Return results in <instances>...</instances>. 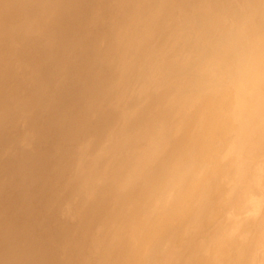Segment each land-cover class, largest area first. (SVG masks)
Here are the masks:
<instances>
[{
	"label": "rangeland",
	"instance_id": "1",
	"mask_svg": "<svg viewBox=\"0 0 264 264\" xmlns=\"http://www.w3.org/2000/svg\"><path fill=\"white\" fill-rule=\"evenodd\" d=\"M14 1H12V0H6L5 1L4 0V1H2V3H0V5H3V7H5L6 13L8 14V16L4 17V21L2 23H0V264H80V263L91 264V261L93 263H95L96 262L95 256L98 257V253L95 251L92 254L91 250L90 251L88 250L89 244L86 242V240H87L86 237L92 238V236L87 233V230H85L84 234H80V235L76 234L74 237L71 236L72 232H70V229L74 226L75 219H76L75 209H74L73 205L76 207V205L78 203L77 202L78 200L75 198L76 200L74 201V197L70 196V194H72L74 196L75 193H77L80 189H82L81 186H83L84 184L83 185H80V184H82L83 180L86 178L87 179L90 178V176L92 177V174L94 173V172L93 173L91 172V175H90L91 170L89 171V170H86V168L85 169L82 168L83 171H85V173L87 171V173H86L87 175L84 174V177H82V173H84V172H82V169H81V171H78L79 167H77V166H79V163H78L79 157L78 156L80 154V148L76 147V146H79L76 144V141L77 142L79 141V132L81 133L83 129H84L83 132H86V133H81L82 136H80V140L85 138V136L87 135V131L85 130V125L83 124L85 122H84V120L82 121V119L86 118V116H85L86 111H85V107H84L85 104L84 103H86L85 99L87 101V99L90 100V98L92 97V95L90 94L91 93L90 90L89 89L87 90V88H90L91 83L94 86V84L96 82L95 79L93 80V77H91L92 75L90 73H92V72L90 70H94L96 66H99V65H97L99 59L98 58L95 59V57L96 56L98 57L97 54H99V47H101V44H99V43H101V42H99V40H97L98 34L95 33L96 31L98 32V29L97 30L95 29L97 26H95V22H93V21H92L93 23L91 22V20H92L91 17H93L94 15L91 14L93 12L91 11L92 6H90V5H92L91 3L93 0H91V3L89 2L90 0L89 1L88 0H79L80 4L77 3L78 0L77 1L76 0H74V1L69 0L71 3L68 0H14ZM63 1H64V3H63ZM67 1H68V3H67ZM87 2L90 4H88ZM187 2L190 4V7H189V9L188 8H186V9L189 11V13L191 15L188 17L189 19L184 18V21L179 20L180 19L179 16H185V15H181L180 12L177 13V11H175V10L178 6L184 5L183 3L186 4ZM212 2H214V3H212ZM165 3H166V5H165L166 8H169V9L165 10V11L161 10V13L159 14V19L156 21V24L154 25L155 28L157 29V31L155 32V35L152 37L153 39L150 42L151 44L150 43H149V45L147 44L146 47L144 48L145 50L142 49V50H139L138 52L135 53L134 58H135L136 62L147 63V65L143 69V73H145L147 70L150 69L151 71L153 70L152 73H154V76H159L162 73V71H164L163 67L165 68V71H167L169 73H171L174 70L184 72L185 74H182L181 76H179L178 79L179 80L181 79V81H185V77H188L187 80H190V81L193 80L191 85L184 86L185 84L183 85L181 82H179V86L183 85V87H177V83L174 80H172V82L170 84H169V80H168L166 86L164 87V88H167V86H170L172 84L171 88L168 87L167 89L175 88L176 94H177L179 100L180 99L182 100L183 98L188 100V96L190 97V96L198 94L202 91L209 90V91H206V93L208 95H211V99L208 98V97H210L208 95H207V99H210L211 102L212 101L215 102L216 98L218 100L220 99V96H218V94L214 93V91L216 90L215 92H217V91L220 92V95L224 91V93H223L224 95L222 96V99H224V100L227 99V101L225 100L226 101L225 102L222 99H220L219 102L212 105L213 112L211 115V121L209 123L210 125L209 124L207 125L206 130L208 132H206L205 140H203V143L200 146L201 151H199V146L196 148H193V147L190 148V146L189 147L185 146L186 138L188 135V133H185V132L190 130L189 127L179 126V128L178 127L175 128L177 130L175 132H173L175 129L169 130V132L167 134L168 137L166 136L167 140H165V138H164L163 142L159 141L160 146H158L159 144H157L158 141L156 142L153 139V137H156V136H152L146 132L148 135H150L149 138H152V139H149V140H151V145L149 146L150 151L155 153L152 162L150 161L151 164L148 163V165H150V166L152 165L151 168H155L154 170H156V167H157L158 168L157 170L159 172H157L158 174L156 173L157 170L153 172V170L149 169L150 166H148L149 167L148 171H152V173L154 174L155 177L152 175V177L150 176L149 178H147L146 174L147 173L152 174V173L151 172H145L146 177L144 176V179L146 180V183H145L146 185L145 186L141 185L142 186V189H141L140 188L141 186L139 183L142 184V182H141L142 180H141V178L139 179V177H138L136 179L137 180L139 179V181L140 180L141 181L139 182L136 179H134L136 182L133 184V186L135 185L133 188L136 187V184H138L140 186L139 187L137 185V188H135V189L138 190L140 188V190H143L142 193L145 194L146 198L150 201V208H154V206L157 205L156 202L164 196H165L164 197V200H165L167 198L166 195H168L167 193H169L170 191H172V193L170 192L171 197L173 196V194L175 192H176V195H178L180 192V195H178V197H180L181 195H185L186 197L189 196V197H187V201L185 200L183 202V204H185V205L182 207L183 209L181 208L182 214L180 213L181 210L179 213H175V214L171 213V215H169L167 218L165 217L167 219L168 223L166 224L167 221H165L166 220L165 219L164 220L165 222L163 224H162V222L160 224H158V227L159 228L162 227L161 226V224H162L163 226L166 225L169 229V230L166 229L167 232H169L168 233L169 235H167L169 237H167L168 239L165 241V244H167V246H168L169 243H167V242H170V240L173 241V244L171 243L172 242L171 241L170 242L171 245H169V247L166 246L167 249L170 250V251H168V253L172 254V252L175 250V248L178 247V249H179V245H180V247L181 246L184 247V250L187 251V256H185L184 258L187 259V257L189 256V253L191 256H193V254H191V253L194 252V253H196V257L194 259L193 264H206L207 261H209V257H210V255L207 256V253L205 252L207 249L206 242L207 241L209 242L208 238L211 239L209 234H211V232L214 231L213 230L214 226L217 227L219 222L223 221L224 215L226 216L228 213L234 212V216H232L231 219H229L227 217V220L226 219L225 220L227 223L228 222L231 223V221H234V222L238 221L240 223L239 229L241 227H242L241 229H245L243 227H247V226L249 227L250 225H251L250 229H253V225H252L253 223L252 222L259 215L257 213V214H254L253 216H250V215L246 216V213H243V208H241V207H244V209H245V207H247L253 200H255V198L260 199V198H262V196L264 194V140H263L264 138L263 139L261 138L259 141L258 140L259 138L256 137L258 143L253 142L255 139L253 140L250 136L251 135V125L249 126L248 129L245 127L246 123L250 122V120H252L253 113L255 112V110L253 108L254 97L250 93V92H252V90L254 88V81H253L252 77L250 76L251 71H249V68H250V64L255 63V55L257 56V54H256L257 51H256V47L254 45L251 46L250 43L243 42V41L235 43L233 41V38L230 37L231 35H230V31L228 30V26H230V27L234 26L236 24L238 17H240L239 7H238V5L236 6V4L232 0H172V1L167 0V1H165ZM172 3H174V4L172 5ZM84 4H85V7H87L89 5L90 6L89 10L91 11L90 12V11L86 10V12H84L86 15H84V13H83V10L86 9L84 7ZM63 5H65L64 7L67 6L66 7L67 9L65 8L66 12L64 11L65 13L68 12L67 10H69V13H72L70 10H73V12L75 10L74 13L76 14V12H77L76 16H75V14L74 15L72 14V16H69V18H68V16L65 17V15H67L68 13L65 14L63 12V8H64V7H62ZM79 5H80V7H76V9H77V11H76V9L73 8V6H79ZM212 5L218 6V10L220 11V13H218L217 16H214V15L210 16ZM263 6H262V8H264ZM68 7H69V9H68ZM70 7H72V8H70ZM223 9L225 11H227L229 14L227 15L226 13H223V11H224ZM256 10L260 13V9L259 10L255 9V11ZM263 11H264V9H262V12ZM79 12L81 14L80 17L83 15L85 19H86L85 16H87V13H88V15L90 14L88 16V18L90 17V19L85 20V19H83V17H81V18L78 17ZM258 12H257L256 17L254 16L255 19L253 17H251L252 15L250 17L254 23L256 20L257 23L259 24V26L257 28V32H261V31L263 32L264 31V29H263L264 28V22H263L264 18H261V17H264V16H262V15H264L263 14L264 12L262 13V15L260 13L261 17L258 14ZM62 13H64L65 15H62ZM63 16H64V18H63ZM244 16L246 18L247 15H244ZM70 17H72V18H70ZM76 17L79 18V20H82V21L84 20V22L83 23H82V21L79 22V20ZM62 18L63 19L67 18L68 20L66 19V21H64ZM247 19H249V17ZM261 19H263V20L261 21ZM73 20L75 22H71ZM85 21H87V22L85 23ZM181 21L184 23H182ZM205 21L207 23L209 22V26L212 27L215 25L216 27L219 28V30L213 32V34H210L208 36L205 32V25H206V24H204ZM89 22L91 23V25ZM64 23H66V24H64ZM71 23L73 24V26ZM74 23H77V25H78V23H82L81 25L84 27L80 26V24L78 25V27L77 26L74 27V25H76ZM260 24H262V25L260 26ZM64 25H69V26H67L69 30H70V28L73 29L72 27H74V29L81 27L80 29H78V30L75 29V30H77L78 32H80L82 30L81 34L83 36L78 35L80 33L76 34L77 31H75L74 29L71 30L72 32L68 31V29ZM87 25L89 27H91L93 25L95 28L94 27H92V28L87 27V28H89V30H90L89 31L88 29L85 28ZM225 25L227 26V29H225ZM44 26H45V28H44ZM48 26H51V27H48ZM149 27L150 26L147 24L140 25L138 33L145 35L146 32H149L148 31ZM83 29H85V31L87 30L85 32V33L88 32L87 35H84L85 33H83V31H84ZM158 29H160L161 31ZM233 29H235V28H233ZM93 30H95V31H93ZM63 31H65V34L67 33L68 37H64ZM177 31H178V33H177ZM90 32L95 33V35L93 34L94 37L91 36L92 34ZM250 34H251V37H252V34L257 37V35H255V33H250ZM78 36H80V37H78ZM96 36H97V38H96ZM85 37H87L89 41H87V38H85ZM69 38H71V39H69ZM64 39H66V40H64ZM67 39L70 41L68 42ZM80 39L82 40L83 43L81 42ZM94 39L97 41H95ZM35 42H36V44H35ZM85 42L87 44H89L88 47H86L87 44ZM96 42H98V43H96ZM75 43H77V44H75ZM234 43H235V45H234ZM90 44L92 45V47H90L91 46ZM95 44H97V45L94 46ZM74 45H76V47H74ZM82 45H84V49H81V48H83ZM230 46L232 47V49L230 48ZM85 47H86V49H85ZM240 47H241V53L239 52ZM251 48H253V49H251ZM89 49H91V50H89ZM94 49H96L95 51H97V54L94 51ZM81 50H84V51H81ZM85 50H89L90 52L85 51ZM165 50L166 51L168 50L167 53ZM91 52H92V54H91ZM235 52L239 53L240 56H244V58L241 60L238 57H235L236 56ZM77 53L80 54L81 56L78 55ZM84 53H86V54L88 53L89 55H91L90 57L88 55V59L85 58L87 61L82 60L83 56L87 57V55L85 56ZM172 53H174L173 55H175V54L176 55L173 56ZM93 54L95 55V57ZM67 55H68V57H67ZM73 55L74 56L76 55L77 57H74ZM78 56L81 57L80 60L78 59L79 58ZM69 57H71V58L69 59ZM91 57H92L93 61H92ZM89 58L93 63L89 62L90 61ZM67 59H69L70 61L72 60L73 62L72 61L67 62ZM94 61H95V63H94ZM78 62H79V64H82V65L79 66ZM65 63H67V65ZM68 64H69V68L71 66L70 69L67 68ZM167 66H169V67H167ZM81 67H82V69H84L83 72L81 70ZM90 67H93V69H90ZM242 68H243V70L246 69V71H244V73L247 72L246 73L247 75L239 72V71L243 72ZM87 69H90V70H87ZM70 70H71V73H70ZM85 70L88 72L89 75L87 73H85L86 72ZM89 71H90V73H89ZM198 71H200V72H198ZM232 71L236 72V73H233ZM203 72H204V74H203ZM205 72H206V74H205ZM64 73H65V76H67V77L64 76ZM84 73L86 75H84ZM179 74H181V73H179ZM81 75L84 77H82ZM227 76H228V78H227ZM238 76H241L243 78L241 88H239V85H238V81H237ZM55 77H57V78H55ZM71 77H73V79ZM70 78H71L72 83H74V82L77 83L76 84L77 86L76 85L74 86V84L71 85ZM78 78H80L82 80V83H84V85H81L82 83L80 84L81 81H79ZM247 78L249 80H247ZM59 79H60V81H59ZM64 79H68L69 81L64 80ZM84 79L85 80L87 79L86 80L87 83L85 82ZM90 79H92V80L90 81ZM155 79H157V78H155ZM214 79H216V80H214ZM57 80H58V82H57ZM65 81L69 82L70 84L66 83ZM213 81H215V82H213ZM88 82L90 84H88ZM201 82L206 84V86H207V87H205V88H207L206 90L201 88L202 87ZM212 82L214 85L213 84L211 85ZM78 84L81 85L79 87L82 90H77V88L79 89ZM85 84H87V86H89V87L86 86L87 88H85ZM218 84L220 85V87H218L219 86ZM65 85H66V87H65ZM67 85H70V87ZM71 86L76 87V88H74V87L73 88H74V90L76 89L79 94L75 93L76 90L74 92L75 94L73 92H72L73 93L72 94L70 92L71 90H73ZM215 86L218 88H216ZM228 86H229V88H228ZM68 88H70V89H68ZM83 88H84V90L86 89L87 91L86 90L84 91ZM175 89H172L174 93H175ZM219 89H221V91ZM231 89H232V94L230 95ZM66 90H68V91L66 92ZM198 91H200V92H198ZM225 91H227V93ZM237 91L239 93L241 92V94L239 95V93ZM63 92L66 95H67V93L70 92V95L72 97H73V95H74V97L75 96L77 97V94L80 95L81 92H82V94L80 96H84V97L88 92H90V93L88 94V98H87V95L85 98H82V97L75 98V100L77 99V101L72 100V97L70 98V95L69 96L64 95L65 98L66 97L68 98V101H65L64 100L65 98L62 97ZM85 92H86V94H84ZM187 93L188 94L190 93V94L188 95ZM89 95H91V96H89ZM97 95L99 96V91L97 92ZM236 95H237V97L239 95L238 101H237ZM11 96H13V97H11ZM213 96H216V98L213 99L212 98ZM229 97H231V98H229ZM67 98H66V100H67ZM81 98H82V100H81ZM242 98H246V99L248 98L247 100L250 102V104L246 105L243 108H239V106L242 102ZM69 99L72 102L71 104H70ZM79 99L81 100L82 103H79L80 102ZM53 100H55V101H53ZM62 100L65 103L62 102ZM229 100L231 101V104L233 102H236V103H233L230 106V102H228ZM222 101L225 103H223ZM76 102H78V105H80V108L83 107V108H81L82 111H80L81 109L80 110L78 109L79 108L78 105H77L78 106L77 108L75 106H73V105H75L73 103H76ZM164 102L165 103H164V105L162 104V106L167 108L166 100ZM70 105H72V106H70ZM225 105H226V108L234 107V109L232 108L233 109L232 111L230 109H226ZM67 106H70V107L67 108ZM216 106H218V107H216ZM72 107H74L73 110H71L72 114L78 110L77 113L75 112L73 114V115L76 114L75 116L67 113L68 109H70ZM261 107L264 108V104L261 105ZM75 108H76V110H74ZM218 109H220L222 111H224V110H226V111L221 112ZM61 110H63V111L61 112ZM227 110H230L231 113H230V111H227ZM79 111H80V116H85V117H80L79 115H77V114H79L78 113ZM84 112H85V114H84ZM225 112L226 113L229 112L233 116H231L229 113L226 114ZM63 113L64 114L66 113V119L68 117L67 120L64 117L65 115L63 116ZM67 114H68V116H67ZM217 114L222 115V116L220 115L221 119H219L220 116H218ZM224 114H226V115H224ZM237 114H238L239 118L236 116ZM242 114H243V116H242ZM69 115H70V118H69ZM78 116L80 117L79 120L83 122L82 125L80 124L81 122L80 123L76 122V120L79 121L77 119ZM71 117H73V118H71ZM74 117H75V120H73ZM222 117H224V120ZM233 118H235V120ZM62 119L64 120V123L62 122L63 121ZM216 119H218L219 121L218 120L216 121ZM231 119H233V122ZM238 119H240V120H238ZM55 120L56 121L59 120L58 121L59 123L58 122L55 123L56 122ZM85 121H86V119H85ZM240 121H241V123H240ZM212 122H213V124H211ZM35 123H36V125H35ZM70 123H74V124H70ZM75 123L80 124V125L78 126L76 124V126H75ZM219 124H221V126ZM224 125H226V128ZM229 125H231V126L229 127ZM60 126H61L62 130H58V129H61ZM63 126H65V128H66V126H68L73 130H69L68 131L70 133L69 134L66 131L70 128L67 127L68 129L65 130ZM222 126H224V127H222ZM214 127H216L217 129ZM212 128H214V129H212ZM222 128H223V130H222ZM228 128L230 129L229 131H228ZM76 129H78L79 132L76 131ZM182 129H183V132L180 131ZM218 129H219V131H218ZM225 129H227V130H225ZM214 130H216V132H214ZM63 131H64V133H63ZM74 131H76V133ZM223 131L224 132L228 131V132L224 133ZM230 131H232L233 134H231L232 132L230 133ZM38 132H40V133H38ZM47 133H49V134H47ZM66 133L69 134L68 138H67ZM71 133H73V134H71ZM169 133L170 134L172 133V134L169 135ZM223 133H224V135H223ZM126 134H127L126 132L123 133V135H126ZM217 134H218V136L215 137ZM43 135H44V137H42ZM70 135L71 136L74 135L73 136L74 139ZM181 135H182V137H181ZM47 136L51 140H49V138ZM76 136H78V138ZM228 136L231 138H229ZM184 137H185V139H184ZM212 137H213V140L211 139ZM218 137L220 138L219 140H218ZM69 138L72 139V142L70 141L71 139H69ZM75 138L78 140H76ZM175 138H176V140H175L176 142L173 140ZM178 138H180V139H178ZM228 138L230 140H228V142H227ZM61 139H62V143H60ZM216 139H217V141H216ZM38 140L40 142H38ZM224 140H226V141L224 142ZM66 141H68L70 143H67ZM171 141H172V143H171ZM214 141H216V142H214ZM219 141L221 144H217V143H219ZM248 141H249L248 146H250V148H249L250 150L249 151L246 150L245 154H243L242 153L243 148L245 147V145ZM126 142H125V147L126 148L128 147V149H132V150L135 147H137V145L140 143V141L133 140L134 143L138 142L137 145L135 144V146H134L133 145L134 143L129 144L128 143L129 141L127 143ZM161 142L163 143L162 145H161ZM177 142H178V144H177ZM213 142H214V144H213ZM235 142H237L239 144V151L238 152L235 149H233ZM222 143H223V145H222ZM224 143H226V145ZM62 144H63V146H62ZM67 144L68 145L70 144V145L68 146ZM74 144H76V145H74ZM105 144H106V142H105ZM211 144H213V146H210ZM176 145H178V146H176ZM241 145H243V148L240 151ZM168 146H169V148H168ZM173 146H175V148H177L176 151H174L175 154L173 152H171V151H173V148H174ZM181 146H184L186 148V150H185V148H183ZM204 146L207 148H205ZM218 146H221V147H218ZM223 146H224V148H223ZM260 146L262 149L260 148ZM60 147L62 148V152H61ZM170 147L172 148V150H170ZM67 148H68V150H67ZM189 148H190V151H188ZM75 149L78 150V153L74 152V151H76ZM166 149L167 150L169 149V150L167 151ZM192 149H193L194 153L192 152ZM194 149L196 151H198V153H200L199 156L196 154V151H194ZM213 150L215 151V153L218 152L220 154V152H221L220 155L216 154L218 156V158L215 155V153L213 152ZM73 152H74V154L76 153L75 155H77L78 158L75 157ZM111 152H113V150H111ZM202 152H204V153H202ZM162 153H163V155H162ZM168 153H169L170 157L169 156H167V157H169L171 161L170 160L165 161V159H163V158H166V155ZM248 153L252 154V156H254V157L252 158L251 155H249ZM70 154H72V155H70ZM176 154L178 155V157H176L177 156ZM194 154H196V155L194 156ZM207 154H208V156H207ZM210 154L212 155V156H210L211 159L208 158ZM62 155H64V156H62ZM91 155L92 154H90V156ZM32 156H34V157H32ZM95 156H97V155H95ZM171 156H174V158ZM87 157L93 163L96 160V159H94L95 157L92 159H91L92 156L89 157L87 155ZM159 157H162V159L164 160L163 163L165 166L163 165V163H161V166H159L160 164L156 163V161L161 160V159H158ZM69 158H70V161L72 162L71 165H70V163H68ZM109 158H110V160L107 158V163H105L106 169H107L106 166L108 163L111 165L108 168L111 169V168L115 167V165H113L114 161L111 160V157H109ZM113 158H114V156H113ZM116 158H117V155H116ZM230 158H233V159H230ZM71 159L72 160L76 159V160L74 162V160L72 161ZM117 159H120V158H117ZM216 159H217V161H216ZM226 159H227V161H226L227 163L224 162ZM209 160L211 162H209ZM214 160L217 164L214 162ZM231 160H233V161H231ZM60 161H62L61 164L57 163ZM97 161L100 162L99 159ZM97 161H95V165L92 163L93 164L92 167H94V168H92V167L91 168L93 169V171H95L97 169L98 172L97 171L96 172L100 173L99 174V176H100L102 174L101 172L103 169V168H101L102 162H100L98 164ZM110 161L111 162L113 161V163H111ZM120 161H121L123 166H125V165L127 166L128 164H130L128 167H126L123 170L126 173L129 170H134V169L138 170V166L140 165V161H138V155L133 153V152L124 154V156L121 158ZM162 161H160V162H162ZM192 161H194V162H192ZM200 161H201V163H200ZM202 161L204 163H202ZM18 162H20V164H18ZM76 162H77V164H76ZM165 162H169V163H165ZM191 163H192V165H191ZM208 163H211L212 165L208 164ZM193 164H194V166H197V168L193 167ZM213 164H216V165H213ZM162 165L164 166V168L166 167L165 168L166 171L163 169ZM205 165H206V168H203V167H205ZM57 166H58V168H57ZM61 166H63L64 168ZM178 166L180 167L179 169H182V171L181 170L179 171V169H177ZM207 166L209 167V169H207ZM66 167H68L67 171H65ZM69 167H71L72 171H69L70 170ZM184 167H185V171H184ZM227 167L228 168L232 167V170H230L231 168L227 169ZM75 168H78V169H75ZM98 168H99V170H98ZM219 168L222 169L221 173H220ZM142 169H143V167H142ZM142 169L140 168V170H142ZM210 169H212L214 171L211 170L212 171L211 172ZM76 170L78 171V173H74V172H77ZM137 170H136V172H139V170L138 171ZM198 170H199V172H198ZM224 170H225V172H224ZM56 171L58 174L56 173ZM188 171L194 172V173H192V172L191 173L193 176L195 175L196 177L195 176L192 177V175H190V173H188ZM204 171H206V172H204ZM207 171H208V173H207ZM66 172L68 174V177H67ZM160 172H162V174ZM178 172H180L179 175H178ZM227 172H229V174ZM73 173H74V175H73L74 177H72ZM88 173H89V177H88ZM159 173H160V176H159ZM205 173H206V175H205ZM219 173H220V175L221 174L222 175L225 174V175L220 176ZM60 174H61V177L59 176ZM78 174H79V176H78ZM172 174L174 177L172 176ZM180 175H181V178H180ZM182 175H184V176L190 175V176H185L186 177V179H185V178H182V177H184ZM109 176L108 177L105 176L106 180H105V177H100L102 179H100L98 177L95 180L97 181L98 179H100L101 181H103L105 183L108 180ZM156 176H157V178H156ZM208 176H211L213 178V181L215 182L213 187L211 185L213 183H208V181H210V180L212 181L211 177H208ZM69 177H71V179H73V181H71ZM76 177H77V179H76ZM177 177H179V178H177ZM63 178H64V180H63ZM82 178H84V179H82ZM155 178L159 181L161 179V181L160 182L156 181ZM204 178L205 179L210 178V180H204ZM248 178H250V179H248ZM65 179L69 180V181L66 182ZM74 179H76V180H74ZM110 179H112V178H109V180ZM179 179H180V181H179ZM218 179H219V181H218ZM243 179L246 181L244 182ZM62 180L65 182L63 183ZM92 180H94L93 177L91 179H89L88 181L90 182ZM100 180H98L97 183L100 182ZM145 180H143V181L145 182ZM151 180L154 183H152ZM171 180H173V181H171ZM186 180H188V181H186ZM77 181H79V182H77ZM88 181H87V184L89 185L90 183H88ZM184 181H185V183L183 184L182 182H184ZM202 181H204V182H202ZM206 181L208 184L206 183ZM217 181H218V184H217ZM56 182L58 185L56 184ZM103 182H100V183L103 184ZM169 182H171V183L169 184ZM221 182H222V185H221ZM68 183H70L71 185ZM76 183H78L79 189H78ZM83 183H86V181L84 180ZM91 183H92L91 185H93V181ZM156 183L158 184V186ZM159 183L162 185V187L159 185ZM167 183L169 185L166 186ZM173 183H174L175 187L172 188L171 184L173 186ZM62 184H64V185H62ZM99 184H97V186ZM151 184H152V186H154L153 191H151V189H150L152 187ZM178 184H180V185L177 186ZM216 184H217V186H216ZM231 184H233V185H231ZM88 185H87V187L92 189V192L95 193L96 191H94V189L91 188L90 185L89 186ZM103 185H99L98 188H100V190H101L102 187H100V186H103ZM147 185H148V188H145V187H147ZM181 185H183L184 187ZM250 185H252V186H250ZM165 186L168 189H166ZM168 186H170V188ZM180 186L183 187L182 190L178 189V188H181ZM206 186H210V188L206 187ZM215 186H216V188H215ZM51 187H53V188H51ZM74 187H77V189L75 188L76 191L74 190ZM191 187H192V189H190ZM233 187H234V189H233ZM89 188H87L88 191L90 190ZM98 188H97V190H99ZM157 188H158V191L159 192L161 191L162 193L161 192L159 193L158 191H156ZM186 188L189 192L190 191L191 192L190 193L188 191L186 192ZM196 188H198V189H196ZM217 188H218V190H217ZM44 189H45V191H43ZM109 189L112 191L114 188L111 186V187H109ZM109 189H108V191H110ZM147 189L148 190L150 189V190L148 191ZM162 189H164V192L162 191ZM170 189H172V190H170ZM183 189H184V191H183ZM210 189H213V191H211ZM68 190H70V192ZM115 190L118 191L117 189H115ZM166 190H168L169 192ZM177 190H178V192H177ZM192 190L194 191V193ZM71 191H72V193H71ZM181 191H183V192L181 193ZM195 191L197 194L195 193ZM208 191L213 196V198H214V196L217 197V194L219 193L218 198L213 199L212 197H210L209 194H207ZM46 192H48V193H46ZM121 192H119V193H121ZM152 192H153V194H152ZM198 192H199L201 197L198 195ZM205 192H206V194H203ZM216 192H217V194H216ZM119 193H117V195ZM163 193H164V195H163ZM234 193H235V195H234ZM61 194H62L63 198L61 197ZM213 194H216V195H213ZM161 195H163V196H161ZM190 195H192V197ZM205 195H207L206 198L210 197V199L205 198L206 201L203 200L204 199L203 197H205ZM68 196L72 197V198H69ZM148 196L149 197L151 196V198H148ZM230 196H232V197H230ZM224 197H225V199H224ZM252 197H253V199H252ZM66 198H68V199H66ZM227 198H229V199H227ZM152 200H153V202H152ZM215 200L217 201V203L220 202L218 204L217 208H216L217 203L213 202ZM160 201H162V200H159V203H160ZM190 201L193 204H191ZM201 201H203L204 203L202 204ZM210 201L213 202V203H210V207H212V208L208 209L209 208L208 203ZM198 202H200V204ZM44 203H46V204H44ZM153 203H155V204H153ZM159 203H158V205H160ZM214 203H216V204H214ZM253 203H255V202L253 201ZM70 204H73V205H70ZM161 204H162V202H161ZM206 204H208V205H206ZM235 205H237V206L235 207ZM203 206H205L206 208L205 207L203 208ZM251 206H252V204L249 205L248 207H251ZM156 207L158 210L159 209L161 210V208H160L161 206H159V207L156 206ZM213 207L216 210H212ZM155 208H154V210H155ZM192 209L195 211H193ZM237 209H238V211H237ZM200 210H202V211L200 212ZM204 210L207 213H205ZM208 210H210V211H208ZM198 211H199V213H198ZM263 211H264V208H263V210H261V217L264 216ZM183 212H184V215H183ZM202 212H204L205 216ZM211 212H213V213H211ZM235 213H237L236 216H235ZM196 214H201L202 217H200L201 218L200 221L203 224L197 223V222H199V219H200L199 216L200 215L197 216ZM208 214H209V216H207ZM218 214H220V215H218ZM187 215H189V216H187ZM194 215H195V217L197 216L196 219H194ZM175 216L176 217L178 216L176 218L177 220L175 219ZM206 216L208 218L210 217L209 220H208V218L202 219V218H205ZM214 216L215 217L217 216V217L215 218ZM213 218H215V219H213ZM192 219H193V221H196V222H192ZM212 220L215 223L212 222ZM247 220H248V222H247ZM186 221H188V222L186 223ZM249 223H250V225H249ZM171 225L174 226L176 229L174 227H172ZM179 225L181 228L177 227ZM185 225L187 228L184 227ZM197 225H199V226H197ZM165 227L163 228V232L167 233L165 231ZM170 228L175 229V232L173 230L172 234H170L171 233ZM188 228H189V230H188ZM156 229H158V228H156ZM176 230H178V232H176ZM158 231H159V229H158ZM183 231L187 232V233L184 234ZM188 231L190 234H188ZM192 232L194 234H192ZM178 233L180 235L179 237H178ZM94 234H97V231H95ZM181 234L182 235L184 234L183 235L184 237ZM164 235H166V234H164ZM170 235L173 236V238ZM186 235H189L188 237L190 240L188 239V237H186ZM194 235H195V237H194ZM198 235L201 238H199V237L196 238ZM69 236H71V237H69ZM234 236L236 237L235 241H237V242L238 241L242 242L244 240V235L243 236H236V234H234ZM83 237H85L83 240L86 243L83 242V243L78 245V242H76V241L77 240L79 241ZM205 238H206V240H205ZM186 239H187V241L189 240V242L185 241ZM213 239L214 238H212L211 240L213 241ZM177 241H179V242L177 243ZM181 242L185 245L186 244H188V245L184 246L183 244H180ZM69 243H70V245L72 244V246H70ZM174 244H175V246H174ZM203 245H205V246H203ZM73 246H75L74 249H76V248L77 249L75 250L74 253H72V254H70V256H68L67 249H69ZM120 246H121V244H119V246H118L119 252H115V254H114V257L117 256L116 257L117 259L116 258L114 259V257H113V260L111 259V261H114V262H111L110 264H123V263H121L122 262L121 259H124L125 255H123L124 253H120V251H121ZM171 247L172 248L174 247V249L171 250L172 249ZM59 248H61V249H59ZM123 248L124 247H122V249ZM63 249H65L66 251H64ZM251 249H252V246H251ZM203 250L205 253L203 252ZM90 252H91V254H90ZM95 254H97V255H95ZM92 255H95V256H92ZM88 256L91 258L90 259L87 258ZM198 256L199 257L201 256V257L198 258ZM93 257H94V260L92 259ZM205 258H207V260ZM97 259H99V257ZM205 260H206V263H205ZM210 261H212L211 257H210ZM101 264H103V263H101Z\"/></svg>",
	"mask_w": 264,
	"mask_h": 264
},
{
	"label": "bare ground",
	"instance_id": "2",
	"mask_svg": "<svg viewBox=\"0 0 264 264\" xmlns=\"http://www.w3.org/2000/svg\"><path fill=\"white\" fill-rule=\"evenodd\" d=\"M1 1V0H0ZM4 1V0H2ZM2 1L0 3H2ZM6 1V0H5ZM14 1V0H12ZM69 1V0H68ZM67 1V3H68ZM70 1H74V0H70ZM69 1V2H70ZM77 1V0H76ZM89 1V0H88ZM165 1L167 0H93L92 3H91V0L89 1L92 5L91 7V11L93 13L94 16L91 17L92 20L91 22H95V26H97L96 28L92 25L91 27H89L88 25L85 27L86 29L89 30V28H92L94 27L96 30L98 29V32L96 31L95 33L98 34V39L99 44H101V47H99V54H97V51H95L96 49H94V51L96 52V54L98 55V57L96 56L95 57V53L93 54L95 59H99L98 60V63L97 65L99 66H96L94 70H90V69H93V67H90V69H87V70H90L92 73H89L92 75L91 77H93V80L95 79V84L94 86L92 85V83L90 84L88 82V84H90V88H87L89 86H87V84H85V88H87V90L89 89L90 92H88L86 94V92L84 94L87 95V98H88V94L90 93L92 95V97L90 98V100L85 99V111H86V121L85 119H82V121L84 120L85 123H83L82 121L79 120L80 117H85V116H80V111H82L81 107L80 108V105H78V102L76 103H73L75 105L76 108L79 106V115L78 116V120H76V122H81L80 124L82 125V123L85 125V130L87 131V135L85 136V138L81 139L80 140V136L81 133H86V132H82L80 133L78 131V129H76V131L79 132V141L77 142L76 141V144L79 145V146H76V147H79L80 148V154H79V159H78V163H79V170L78 171H81L82 168H86V170H91L90 171V175H91V172L93 173L92 174V177L94 178L93 181V185H91L92 181H88L89 179H91L92 177L90 176V178H82L86 181V183H83L80 184V185H83L81 186L82 189H80L77 193L74 194V196L72 194H70V196L74 197V201L77 199L78 203L76 205V207L73 205V204H70V205H73L74 209H75V224L74 226L70 229V232L71 233V236H75L76 234L77 235H80V234H84L85 233V230H87V233L89 235L92 236V238H87L86 237V242L89 244V251L91 250L92 254L96 251L98 253V257L99 259H97L98 257H96L95 255H92V256H95V260L96 262L93 263L91 261V264H101V263H105V264H110L111 262H114V261H111V259L113 260V257H114V254L115 252H119V249H118V246L119 244H121L120 246V253H124L123 255H125V258L124 259H121V263L123 264H193L194 262V259L196 257V253H191L193 254V256L190 255L189 253V256L186 258H184L185 256H187V251L184 250V247H180L179 245V249L178 247L175 248V250L172 252V254L168 253V250L167 247H169V245H171V243L173 244V241L170 240V242H167L169 243V245L167 246V244H165V241L168 239L167 235H169L167 232L168 227L166 226H163L162 224L167 221V217L169 215H171V213H179L181 208L185 205L183 204V202L186 200L187 201V197L189 196H185V195H181L180 197H178V195H180V192L178 195H176V192L173 194V196L171 197L170 195V192L172 193V191H168L169 193H167L168 195L167 198L164 200V197H162L161 199L159 200H162L160 201L159 203V200L156 202V206H161V210L157 209L156 206H154V208H150V201L146 198L145 194L142 193L143 190H140V188L142 189V186L146 185V180L144 179V176L146 177L147 175V178H149L150 176L152 177V175L154 176V174L152 173V171H148L149 169L156 171L158 168L156 167V170H154L155 168H151L150 165H148V163L151 164L152 160H153V157L155 155V153H153L152 151H150V148L149 146L151 145V140L149 139H152V138H149L150 135L152 136H156V137H153V139L157 142L159 141H164V138L165 140L166 139V136L168 137V132L169 130H173L175 128H179V126H185V127H189L190 130H188L187 132L185 133H188L187 135V138H186V142H185V146L186 147H193V148H196L199 146V151H201L200 149V146L202 145L203 143V140H205V136H206V132H208L206 129H207V125L210 123L211 121V115H212V105L219 102L220 99H222V96L224 95V91L222 92V94L220 95V92H215V94H218V96H220V99L218 100L216 98V96H213L212 98H216V101L215 102H211L210 99H211V95H208L206 93V91H209V90H206L207 87L206 84L202 83L201 84V88L205 89L206 91H198L200 93L198 94H195V95H192V96H188V100H186L185 98H183L182 100L178 99V96L176 94V89L175 88H172V89H175V93L173 92L172 89H167L168 87L171 88V85L170 86H167V88H164L169 80V84L172 82V80H174L176 83H177V87H183L184 86H187V85H191L192 84V81L190 80H187L188 77H185V81H181V79L179 80L178 77L181 76L182 74H185L184 72L182 71H178V70H174L172 71L171 73L165 71V68L163 67L164 71H162V73L159 75V76H154V73H152V71L149 69L147 70L145 73H143V69L145 68V66L147 65V63H141V62H136L135 60V53L138 52L139 50H142L146 47V45L152 41V37L155 35V32L157 31V29L155 28V24H156V21L159 19V14L161 13V10L162 11H165V10H168L169 8H166V3ZM168 1H172V0H168ZM236 6L238 5L239 7V15L240 17H238L237 21H236V24L234 26H228V30L230 31V37L233 38V41L236 43V42H240V41H243V42H247V43H250L251 46L254 45L256 47V51H257V56L255 55V63L253 64H250V68H249V71H251L250 73V76L252 77L253 81H254V88L252 90V92H250L253 97H254V110L255 112L253 113V118L252 120H250V122H247L245 127L248 129L249 126L251 125V138L254 140L253 142H257V138H259L258 140L260 141V139L264 138V108L261 107V105L264 104V31L262 32H257V28L259 26V24L257 23V21L255 20V23L251 20V17L254 18V16L256 17L257 15V10L255 11V9H260V13L262 15V6L264 5V0H232ZM15 2V1H14ZM37 2V1H36ZM85 2V1H84ZM9 3V2H8ZM7 3V4H8ZM64 3V1H63ZM71 3V2H70ZM73 3V2H72ZM79 3V0L78 2ZM88 3V2H87ZM88 3V4H90ZM214 3V2H212ZM80 4V3H79ZM174 3H172L173 5ZM184 5H180L176 8L175 11H177V13L180 12L181 15H185V16H179L180 19L179 20H182L184 21V18H188L191 14L189 13V11L186 9L190 7V4L187 2L186 4L183 3ZM232 4V3H231ZM230 4V5H231ZM66 5V4H65ZM65 5H63L62 7H64ZM69 5V4H68ZM87 5V4H86ZM227 5V4H226ZM70 6V5H69ZM72 6V5H71ZM83 6V5H82ZM90 6L88 5L87 7H85V4H84V7L86 9H82L83 10V13L86 12V10L90 11L89 8ZM67 7V6H66ZM66 7L63 8V12L67 9ZM76 7H80L79 6H73V8L76 9ZM225 7V6H224ZM264 7V6H263ZM66 8V9H65ZM72 8V7H70ZM262 8V9H261ZM69 9V7H68ZM218 6H214L212 5L211 6V12H210V16L211 15H214V16H217L218 13H220V11L218 10ZM221 10V9H220ZM224 10V9H223ZM68 14L65 15L64 13H62V15H65L68 16H72V14L74 15L75 13V10L73 12V10H70L72 13H69V10H67ZM77 11V9H76ZM90 11V12H91ZM198 11V10H197ZM252 11V12H251ZM81 12V11H80ZM80 12H79V16L80 17ZM238 12V11H237ZM35 13V12H34ZM82 13V12H81ZM95 13V14H94ZM223 13H226L227 15L229 14L227 11H223ZM249 13V14H248ZM252 13V14H251ZM260 13L258 12V14L260 15ZM46 14V13H45ZM70 14V15H69ZM77 14V12H76ZM75 14V16H76ZM264 14V13H263ZM84 15H86L84 13ZM90 15V14H89ZM88 13H87V16L86 19H90V17L88 18ZM244 15H247L246 18ZM252 15V16H251ZM260 15V17H261ZM5 16H8V14L6 13V10H5V7H3V5H0V23H2L4 21V17ZM251 16V17H250ZM264 16V15H262ZM81 17L84 18V16L82 15ZM80 17V18H81ZM209 17V16H208ZM249 17V19H247ZM64 18V16H63ZM62 18V19H63ZM72 18V17H70ZM77 18V17H76ZM75 18V19H76ZM261 18H264V17H261ZM61 19V20H62ZM67 19V18H66ZM66 19H63L64 21H66ZM74 19V18H73ZM79 20V18H77ZM85 19V20H86ZM189 19V18H188ZM247 19V20H246ZM255 19V18H254ZM68 20V19H67ZM70 20V19H69ZM77 20V21H78ZM236 20V19H235ZM263 19H261L262 21ZM63 21V22H64ZM82 21V20H79V22ZM181 21V22H182ZM260 21V22H261ZM70 22V21H69ZM71 22H75L74 20L71 21ZM84 22V20L82 21V23ZM87 21H85L86 23ZM92 22V23H93ZM264 22V21H263ZM82 23H78V25L80 24V26H82L81 24ZM90 23V22H89ZM184 23V22H182ZM37 24V23H36ZM62 24V23H61ZM66 24V23H64ZM72 24V23H71ZM76 25H74V27H78L77 23H74ZM144 24H147L149 25V32H146L145 35L143 34H139L138 31H139V27L140 25H144ZM205 32L206 34L209 36L210 34H213V32L219 30L218 27H216L215 25L214 26H209V22L207 23L205 21ZM85 25V24H84ZM91 25V23H90ZM262 24H260L261 26ZM66 26V28L68 29L67 26L69 25H64ZM73 26V24H72ZM185 26V25H184ZM253 26V27H252ZM48 27H51V26H48ZM74 27H72L74 29ZM84 27V26H82ZM89 27V28H87ZM45 28V26H44ZM70 28V27H69ZM81 27L79 28H75V29H80ZM183 28V27H182ZM235 28V29H233ZM262 28V27H261ZM70 28V30L68 29V31H71L73 30ZM74 29V30H75ZM225 29H227V26L225 25ZM264 29V28H263ZM50 30V29H49ZM75 30V31H77ZM83 33H85V29H83ZM92 30V29H91ZM160 30V29H158ZM227 30V31H228ZM67 31V32H68ZM90 31V30H89ZM95 31V30H93ZM161 31V30H160ZM64 32V37H68L67 36V33L65 34V31ZM72 32V31H71ZM167 32V31H166ZM77 33H80L78 35H82V30L80 32H76ZM88 33V32H87ZM87 33H85L84 35H87ZM91 33V32H90ZM95 33H91L93 36V34L95 35ZM178 33V31H177ZM217 33V32H216ZM250 33H255L256 36H254L252 34V37H251V34ZM225 34V33H224ZM227 34V33H226ZM66 35V36H65ZM70 35V34H69ZM83 36V35H82ZM81 36V37H82ZM90 36V35H89ZM52 37V36H51ZM70 37V36H69ZM80 37V36H78ZM94 37V36H93ZM166 37V36H165ZM77 38V37H76ZM87 38V37H85ZM97 38V36H96ZM155 38V37H154ZM172 38V37H171ZM71 39V38H69ZM83 39V38H82ZM91 39V38H90ZM188 39V38H187ZM23 40V39H22ZM63 40V39H62ZM66 40V39H64ZM76 40V39H75ZM81 40V39H80ZM95 40V39H94ZM95 40V41H97ZM157 40V39H156ZM166 40V39H165ZM168 40V39H167ZM181 40V39H180ZM179 40V41H180ZM67 41L69 42L70 40L67 39ZM85 41V40H84ZM87 41L88 38H87ZM86 41V42H87ZM91 41V40H90ZM56 42V41H55ZM64 42V41H63ZM82 42V40H81ZM85 42V43H86ZM94 42V41H93ZM188 42V41H187ZM225 42V41H224ZM78 43V42H77ZM75 43V44H77ZM83 43V42H82ZM84 43V44H85ZM95 43V42H94ZM98 43V42H96ZM234 43V45H235ZM36 44V42H35ZM55 44V43H54ZM57 44V43H56ZM70 44V43H69ZM68 44V45H69ZM81 44V43H80ZM87 44V43H86ZM92 44V43H91ZM90 44V45H91ZM98 44V45H99ZM151 44V43H150ZM159 44V43H158ZM193 44V43H192ZM89 44H87L86 47H88ZM97 44H95L94 46H96ZM232 45V44H231ZM80 46V45H79ZM83 48L81 49H84V45H82ZM156 46V45H155ZM177 46V45H176ZM200 46V45H199ZM237 46V45H236ZM245 46V45H244ZM74 47H76V45H74ZM81 47V46H80ZM85 47V49H86ZM92 47V45L90 46ZM197 47V46H196ZM195 47V48H196ZM209 47V46H208ZM96 48V47H95ZM157 48V47H156ZM230 48L232 49V47L230 46ZM53 49V48H52ZM93 49V48H92ZM155 49V48H154ZM179 49V48H178ZM253 49V48H251ZM78 50V49H77ZM91 50V49H89ZM89 50H85V51H89ZM145 50V49H144ZM80 51V50H79ZM81 51H84V50H81ZM149 51V50H148ZM166 51V50H165ZM168 51V50H167ZM166 51V53H167ZM199 51V50H198ZM201 51V50H200ZM228 51V50H227ZM90 52V51H89ZM171 52V51H170ZM231 52V51H230ZM233 52V51H232ZM238 52V51H237ZM236 53V56L235 57H238L239 59H243L244 56H240L239 53ZM239 52L241 53V47L239 49ZM82 53V52H81ZM140 53V52H139ZM147 53V52H146ZM152 53V52H151ZM164 53V52H163ZM162 53V54H163ZM184 53V52H183ZM78 54V53H77ZM92 54V52H91ZM174 53H172L173 55ZM80 55V54H78ZM83 55V54H82ZM84 55L87 57H82V60L84 61H87L85 58L88 59V53H84ZM147 55V54H146ZM176 55V54H175ZM173 55V56H175ZM232 55V54H231ZM74 56V55H73ZM81 56V55H80ZM80 56H78L79 60H80ZM91 55H89L90 57ZM138 56V55H137ZM180 56V55H179ZM36 57V56H35ZM68 57V55H67ZM74 57H77L76 55ZM93 57V56H92ZM91 57V59H92ZM20 58V57H19ZM71 57H69L70 59ZM229 58V57H228ZM69 59H67V62L70 61ZM77 59V60H78ZM140 59V58H139ZM74 60V59H73ZM90 60V58H89ZM88 60V61H89ZM72 61V60H71ZM70 61V62H71ZM93 61V59H92ZM91 60L89 62L93 63ZM96 61V60H95ZM94 61V63H95ZM150 61V60H149ZM66 62V61H65ZM73 62V61H72ZM80 62V61H79ZM78 62V64H79ZM183 62V61H182ZM222 62V61H221ZM37 63V62H36ZM81 63V62H80ZM83 63V62H82ZM85 63V62H84ZM87 63V62H86ZM67 65V63H65ZM156 64V63H155ZM57 65V64H56ZM82 65V64H79V66ZM88 65V64H87ZM86 65V66H87ZM95 65V64H94ZM225 65V64H224ZM85 66V65H84ZM153 66V65H152ZM238 66V65H237ZM249 66V65H248ZM57 67V66H56ZM66 67V66H65ZM169 67V66H167ZM197 67V66H196ZM68 69L69 68V64L67 66ZM153 68V67H152ZM86 69V68H85ZM81 70L83 72L84 69H82L81 67ZM222 70V69H221ZM243 70V68H242ZM86 71V70H85ZM196 71V70H195ZM238 71V70H237ZM244 71H246V69L242 71H239L241 72L242 74L244 73ZM79 72V71H78ZM200 72V71H198ZM208 72V71H207ZM233 72V71H232ZM68 73V72H67ZM66 73V74H67ZM70 73H71V70H70ZM85 73L88 74V72L86 71ZM84 73V75H86ZM181 73V74H179ZM233 73H236V72H233ZM247 72H245L244 74H246ZM204 74V72H203ZM206 74V72H205ZM51 75V74H50ZM89 75V74H88ZM247 75V74H246ZM64 76H65V73H64ZM71 76V75H70ZM82 76V75H81ZM198 76V75H197ZM203 76V75H202ZM218 76V75H217ZM223 76V75H222ZM62 77V76H61ZM67 77V76H65ZM84 77V76H82ZM81 77V78H82ZM88 77V76H87ZM90 77V76H89ZM209 77V76H208ZM226 77V76H225ZM54 78V77H53ZM57 78V77H55ZM73 79V77H71ZM71 78H70V81H71ZM157 78V79H155ZM228 78V76H227ZM48 79V78H47ZM69 79V78H68ZM68 79H64V80H67L69 81ZM75 79V78H74ZM80 82V84L82 83V80L80 78H78ZM195 79V78H194ZM212 79V78H211ZM53 80V79H52ZM85 80V79H84ZM87 80V79H86ZM85 80V82H86ZM92 79H90L91 81ZM183 80V79H182ZM213 80V79H212ZM216 80V79H214ZM236 80V79H235ZM242 80L243 78L241 76H238V85H239V88H241V85H242ZM247 80H249L247 78ZM60 81V79H59ZM65 81L66 83H69ZM207 81V80H206ZM218 81V80H217ZM58 82V80H57ZM74 82V81H73ZM84 82V81H83ZM179 82H181L183 85L179 86ZM215 82V81H213ZM213 82L211 83V85L213 84ZM224 82V81H223ZM71 85L74 84V86L77 84L76 82L72 83V81L70 82ZM69 83V84H70ZM87 83V82H86ZM60 84V83H59ZM78 84V87L81 86V85H84V83H82L81 85ZM232 84V83H231ZM214 85V84H213ZM217 85V84H216ZM219 85V84H218ZM222 85V84H221ZM234 85V84H233ZM236 85V84H235ZM57 86V85H56ZM55 86V87H56ZM70 87V85H67ZM73 86V87H74ZM77 86V85H76ZM87 86V87H86ZM230 86V85H229ZM228 86V88H229ZM237 86V85H236ZM37 87V86H36ZM58 87V86H57ZM64 87V86H63ZM66 87V85H65ZM72 87V86H71ZM72 89L74 90V87ZM84 87V86H83ZM216 87V86H215ZM220 87V85L218 86ZM216 87V88H218ZM238 87V86H237ZM249 87V86H248ZM247 87V88H248ZM214 88V87H213ZM244 88V87H243ZM242 88V89H243ZM70 89V88H68ZM167 89V90H166ZM200 89V88H199ZM222 89V88H221ZM221 89H219L221 91ZM246 89V88H245ZM249 89V88H248ZM37 90V89H36ZM35 90V91H36ZM46 90V89H45ZM59 90V89H58ZM64 90V89H63ZM69 90L71 93L75 92V90ZM77 90H82L80 87L79 89L77 88ZM76 90L75 93H78ZM84 90V88H83ZM86 90V89H85ZM84 90V91H85ZM86 90V91H87ZM224 90V89H223ZM226 90V89H225ZM244 90V89H243ZM34 91V92H35ZM47 91V90H46ZM45 91V92H46ZM65 91V90H64ZM68 90H66L67 92ZM83 91V92H84ZM99 91V96L97 95V92ZM228 91V90H227ZM227 91H225L227 93ZM239 91V90H238ZM237 91V92H238ZM241 91V90H240ZM70 92L67 93V95L69 96L70 95ZM47 93V92H46ZM45 93V94H46ZM72 93V94H73ZM74 93V94H75ZM225 93V94H226ZM239 93V92H238ZM249 93V94H250ZM79 94V93H78ZM77 94V97H82V98H85L84 96H80ZM83 94V95H84ZM188 94V93H187ZM190 94V93H189ZM188 94V95H189ZM212 94V93H211ZM232 94V89H231V92H230V95ZM241 94V92L239 93V95ZM67 96L66 94H64L63 92V95L62 97L65 98V96ZM89 95V96H91ZM207 95L210 96L208 98L210 99H207ZM239 95L237 97V101H238V98H239ZM45 96V95H44ZM217 96V97H218ZM248 96V95H247ZM13 97V96H11ZM72 96L70 95V98ZM74 97V95H73ZM72 97V100H75V98H77L76 96L73 98ZM187 97V96H186ZM59 98V97H58ZM67 98V97H66ZM66 98L64 99L65 101H68V98L66 100ZM81 98V100H82ZM219 98V97H218ZM231 98V97H229ZM63 99V98H62ZM233 99V98H232ZM248 99V98H247ZM246 98H242V102L239 106V108H243L245 107L246 105L250 104V102L247 100ZM12 100V99H11ZM80 100V99H79ZM80 100L79 103H82ZM166 100V103H167V108L166 107H163L162 104L164 105V101ZM223 101H227V99H222ZM55 101V100H53ZM70 101V99H69ZM77 101V99L75 100ZM90 101V102H89ZM222 101V102H223ZM225 101V102H226ZM62 102H64L62 100ZM223 102V103H225ZM228 102H230V106L233 104V103H236V102H233L231 104V101L229 100ZM59 103V102H58ZM65 103V102H64ZM72 102L70 101V104ZM222 103V104H223ZM68 104V103H67ZM221 104V105H222ZM227 104V103H226ZM229 104V103H228ZM78 105V106H77ZM72 106V105H70ZM70 106H67L70 107ZM82 106V105H81ZM229 106V107H230ZM234 106V105H233ZM237 106V105H236ZM65 107V106H64ZM218 107V106H216ZM60 108V107H59ZM66 108V107H65ZM74 107L68 109V112L70 115H73L75 112L77 113V111H73L74 113L72 114L71 110H73ZM76 108L74 110H76ZM169 108V109H168ZM225 108H226V105H225ZM234 109V107H232ZM232 108H226V109H230L231 111L233 110ZM238 108V107H237ZM223 109V108H222ZM220 110V109H218ZM230 110H227V111H230ZM239 110V109H238ZM63 110H61L62 112ZM65 111V110H64ZM70 111V112H69ZM221 112H224L222 110H220ZM219 111V112H220ZM230 111V113H231ZM246 111V110H245ZM58 112V111H57ZM220 112V113H221ZM261 112V113H260ZM216 113V112H215ZM226 113V112H225ZM229 113V112H227ZM226 113V114H227ZM229 113V114H230ZM234 113V112H233ZM85 114V112H84ZM224 114V115H226ZM239 114V113H238ZM238 114L236 115L238 118ZM65 115V116H64ZM70 115H69V118H70ZM76 115V114H75ZM73 115V116H75ZM218 116H220L221 114H217ZM231 116H233L232 114H230ZM235 115V114H234ZM47 116V115H46ZM63 116L65 117L66 119V113L64 114L63 113ZM68 116V114H67ZM88 116V117H87ZM216 116V115H215ZM214 116V117H215ZM222 116V115H221ZM221 116L219 119H221ZM241 116V115H240ZM243 116V114H242ZM61 117V116H60ZM77 117V116H76ZM226 117V116H225ZM73 118V117H71ZM223 120H224V117H222ZM55 119V118H54ZM57 119V118H56ZM64 119V118H63ZM62 119V120H63ZM68 119V117H67ZM66 119V120H67ZM226 119V118H225ZM228 119V118H227ZM235 120V118H233ZM233 119L232 122H233ZM45 120V119H44ZM72 120V119H71ZM75 120V117L74 119ZM170 120V121H169ZM218 119H216L217 121ZM230 120V121H231ZM240 120V119H238ZM36 121V120H35ZM56 121V120H55ZM59 121V120H58ZM58 121H56L55 123H57ZM219 121V120H218ZM64 123V120L62 121ZM66 122V121H65ZM68 122V121H67ZM225 122V121H224ZM228 122V121H227ZM239 122V121H238ZM54 123V122H53ZM59 123V122H58ZM215 123V122H214ZM223 123V122H222ZM229 123V122H228ZM235 123V122H234ZM241 123V121H240ZM239 123V124H240ZM70 124H74V123H70ZM77 123H75V126H76ZM80 124H77L78 126ZM213 124V122L211 123ZM243 124V123H242ZM36 125V123H35ZM210 125V124H209ZM215 125V124H214ZM213 125V126H214ZM221 126V124H219ZM234 125V124H233ZM232 125V126H233ZM18 126V125H17ZM212 126V127H213ZM225 128H226V125H224ZM222 126V127H224ZM231 125H229L230 127ZM65 130H67L68 126H63ZM68 127V128H67ZM209 127V126H208ZM236 127V126H235ZM53 128V127H52ZM61 128V126H60ZM216 128V127H214ZM212 128V129H214ZM232 128V127H231ZM234 128V127H233ZM63 129V130H64ZM217 129V128H216ZM7 130V129H6ZM58 130H62L61 129H58ZM69 130H73V129H68L66 132L69 133L68 131ZM81 130V129H80ZM223 130V128H222ZM227 130V129H225ZM230 129L228 128V131ZM76 131H74L76 133ZM177 131L176 129L173 131L175 132ZM181 132H183V129L180 130ZM219 131V129H218ZM227 131V132H228ZM234 131V130H233ZM236 131V130H235ZM59 132V131H58ZM73 132V131H72ZM77 132V133H78ZM126 132L127 134L126 135H123V133ZM149 133L150 135H148L147 133ZM214 132H216V130H214ZM221 132V131H220ZM224 132V131H223ZM226 131L224 133H227ZM232 131H230L231 133ZM243 132V131H242ZM250 132V131H249ZM40 133V132H38ZM64 133V131H63ZM67 138L69 137L68 135L70 134H67ZM223 133V135H224ZM229 133V134H230ZM49 134V133H47ZM55 134V133H54ZM73 134V133H71ZM145 134V135H144ZM172 134V133H171ZM169 133V135H171ZM183 134V133H182ZM211 134V133H210ZM213 134V133H212ZM221 134V133H220ZM228 134V135H229ZM233 134V132L231 133ZM230 134V135H231ZM76 135V134H75ZM84 135V134H83ZM184 135V134H183ZM215 135V134H214ZM226 135V134H225ZM64 136V135H63ZM71 136V135H70ZM74 136V135H73ZM71 136L73 139L74 137ZM212 136V135H211ZM218 134L215 136L217 137ZM222 136V135H221ZM44 137V135L42 136ZM46 137V136H45ZM48 137V136H47ZM51 137V136H50ZM60 137V136H59ZM65 137V136H64ZM78 138V136H76ZM182 137V135H181ZM180 137V138H181ZM229 137V136H228ZM257 137V138H256ZM49 138V137H48ZM55 138V137H54ZM66 138V139H67ZM178 138V139H180ZM231 138V137H229ZM227 139V142L228 140L230 139ZM71 139V138H69ZM76 139V138H75ZM140 139V140H139ZM182 139V138H181ZM185 139V137H184ZM213 140V137L211 138ZM220 138L218 137V140ZM226 139V138H225ZM49 140H51L49 138ZM59 140V139H58ZM78 140V139H76ZM133 140L135 141H140V143L137 145V143H134ZM170 140V139H169ZM168 140V141H169ZM174 141L176 140L173 139ZM211 140V141H212ZM264 140V139H263ZM44 141V140H43ZM53 141V140H52ZM72 142V139L70 140ZM75 141V140H74ZM128 142L129 144L131 143H134L133 145L135 146V144L137 145V147H135L133 150L132 149H128V147L126 148L125 147V142ZM131 141V142H130ZM217 141V139H216ZM214 141V142H216ZM226 140H224L225 142ZM38 142H40L38 140ZM59 142V141H58ZM57 142V143H58ZM67 143H70L68 141H66ZM106 142V144H105ZM126 142V143H127ZM157 144H159L158 146H160V142ZM161 142V145L163 144ZM167 142V141H166ZM170 142V141H169ZM176 142V141H175ZM213 142V144H214ZM222 142V141H221ZM51 143V142H50ZM60 143H62V139L60 140ZM59 143V144H60ZM165 143V142H164ZM172 143V141H171ZM170 143V144H171ZM174 143V142H173ZM258 143V142H257ZM74 144V145H76ZM176 144V143H175ZM178 144V142H177ZM180 144V143H179ZM213 144H211L210 146H213ZM217 144H221L220 141L219 143ZM226 145V143H224ZM249 144V141L246 143L245 147L243 148V145H241V148H240V151L242 150L243 148V154H245V151L246 150H250V146H248ZM253 144V143H252ZM260 144V143H259ZM61 145V144H60ZM68 145V144H67ZM66 145V146H67ZM70 145V144H69ZM68 145V146H69ZM193 145V146H192ZM209 145V144H208ZM223 145V143H222ZM224 145V146H225ZM63 146V144H62ZM178 146V145H176ZM207 146V145H206ZM216 146V145H215ZM214 146V147H215ZM223 146V148H224ZM72 147V146H71ZM173 152L176 151L177 148H175V146H173ZM183 148H185L184 146H181ZM205 147V146H204ZM218 147H221V146H218ZM237 152L239 151V144L237 142H235L234 146H233ZM258 147V146H257ZM61 148V147H60ZM169 148V146H168ZM180 148V147H179ZM190 148L188 151H190ZM207 148V147H205ZM261 148V146H260ZM36 149V148H35ZM64 149V148H63ZM175 149V150H174ZM181 149V148H180ZM262 149V148H261ZM65 150V149H64ZM68 150V148H67ZM76 151L74 152H77L78 153V150L75 149ZM111 150H113V152H111ZM167 150V149H166ZM169 150V149H168ZM167 150V151H168ZM170 150H172V148L170 147ZM186 150V148H185ZM222 150V149H221ZM259 150V149H258ZM59 151V150H58ZM178 151V150H177ZM194 151H196L194 149ZM61 152H62V148H61ZM66 152V151H65ZM73 152V154H74ZM135 153L138 155V161H140V165L138 166V170L139 172H136V170H129L127 173L125 171H123L126 167H128L130 164H128L127 166H123L122 163H121V158L124 156V154L126 153ZM166 152V151H165ZM170 152V151H169ZM192 152H193V149H192ZM213 152L215 153V151L213 150ZM212 152V153H213ZM254 152V151H253ZM58 153V152H57ZM60 153V152H59ZM167 153V152H166ZM194 153V152H193ZM192 153V154H193ZM204 153V152H202ZM211 153V154H212ZM255 153V152H254ZM76 154V153H75ZM74 154V155H75ZM90 154H92L90 156ZM100 154V155H99ZM172 154V153H171ZM175 154V153H174ZM173 154V155H174ZM178 154V153H177ZM176 154V155H177ZM196 154L199 156L200 153H198V151H196ZM194 154V156L196 155ZM209 155L208 158H210V156L212 155ZM216 154H219L218 152L215 153ZM221 154V152H220ZM219 154V155H220ZM249 154V153H248ZM32 155V154H31ZM30 155V156H31ZM65 155V154H64ZM62 155V156H64ZM72 155V154H70ZM69 155V156H70ZM87 155L89 157L94 158L96 159L95 161H97L98 159L100 160V162H102V166L101 168L102 169V174L99 176L100 173H97V169L95 171H93L92 167L93 164L95 165V161L94 163L91 162V160L87 157ZM95 155H99L98 157L95 156ZM116 155H117V158H120V159H117L116 158ZM163 155V153H162ZM247 155V154H246ZM251 155V157L253 158L254 156H252V154H249ZM60 156V155H59ZM114 156V158H113ZM169 156V153L166 155V158H163L165 159V161H169L170 160V156ZM193 156V157H194ZM208 156V154H207ZM217 156V155H216ZM257 156V155H256ZM19 157V156H18ZM34 157V156H32ZM71 157V156H70ZM75 157H77V155H75ZM77 157V158H78ZM111 157V160L113 161L111 163H113V165H115L114 168H108L109 166H111L109 163V165L107 164V169L105 168V163H107V158L110 160ZM174 158V156H171ZM178 157V155L176 156ZM189 157V156H188ZM201 157V156H200ZM199 157V158H200ZM37 158V157H36ZM72 158V157H71ZM74 158V157H73ZM215 158V157H214ZM218 158V156H217ZM256 158V157H255ZM19 159V158H18ZM64 159V158H63ZM90 161H89V160ZM158 159H161L159 161H156V163L160 164L159 166H161V163L164 162V160L162 159V157H159ZM193 159V158H192ZM211 159V158H210ZM228 159V158H227ZM227 159L224 161L226 162ZM230 159H233V158H230ZM31 160V159H30ZM70 161V158L68 159ZM72 160V159H71ZM74 162L76 159H73ZM72 160V161H73ZM108 160V161H109ZM163 160V161H162ZM203 160V159H202ZM68 163H70V165L72 164V162L70 161ZM93 161V160H92ZM151 161V162H150ZM162 161V162H160ZM171 161V160H170ZM190 161V160H189ZM195 161V160H194ZM192 161V162H194ZM198 161V160H197ZM207 161V160H206ZM205 161V162H206ZM217 161V159H216ZM233 161V160H231ZM22 162V161H21ZM62 161L60 162H57V163H60L61 164ZM98 162V161H97ZM96 162V163H97ZM98 162V164L100 163ZM209 162H211L209 160ZM215 162V160H214ZM223 162V163H224ZM67 163V164H68ZM93 163V164H92ZM139 163V162H138ZM165 163H169V162H165ZM172 163V162H171ZM170 163V164H171ZM177 163V162H176ZM183 163V162H182ZM197 163V162H196ZM201 163V161H200ZM202 163H204L202 161ZM216 163V162H215ZM222 163V164H223ZM227 163V162H226ZM230 163V162H229ZM18 164H20V162H18ZM59 164V165H60ZM77 164V162H76ZM75 164V165H76ZM146 164V165H145ZM181 164V163H180ZM208 164H211V163H208ZM217 164V163H216ZM216 164H213V165H216ZM220 164V163H219ZM221 164V165H222ZM231 164V163H230ZM65 165V164H64ZM155 165V164H154ZM153 165V166H154ZM164 165V163H163ZM162 165L163 169L165 170L164 166ZM192 165V163H191ZM201 165V164H200ZM212 165V164H211ZM224 165V164H223ZM229 165V164H228ZM19 166V165H18ZM150 166V168L148 167ZM204 166V165H203ZM202 166V167H203ZM226 166V165H225ZM230 166V165H229ZM21 167V166H20ZM63 167V166H61ZM92 167V168H91ZM99 167V166H98ZM143 167V169H142ZM193 167H196L197 166H194L193 164ZM217 167V166H216ZM215 167V168H216ZM222 167V166H221ZM233 167V166H232ZM232 167H227V169H230L232 170ZM58 168V166H57ZM64 168V167H63ZM67 168L66 167V170L67 171ZM70 170L69 171H72L71 170V167H69ZM91 168V169H90ZM100 168V167H99ZM98 168V170H99ZM140 168L142 170H140ZM149 168V169H148ZM161 168V167H160ZM176 168V167H175ZM180 167L178 166L177 169H179ZM195 168V169H196ZM203 168H206V165L205 167ZM251 168V167H250ZM51 169V168H50ZM55 169V168H54ZM62 169V168H61ZM75 169H78V168H75ZM132 169V168H131ZM192 169V168H191ZM199 169V168H198ZM207 169H209V167L207 166ZM220 169V168H219ZM101 170V169H100ZM137 170V171H138ZM182 171V169H179V171ZM189 170V169H188ZM212 169H210L211 171ZM221 170L220 169V173H221ZM226 170V169H225ZM224 170V172H225ZM249 170V169H248ZM64 171V172H65ZM77 171V170H76ZM77 172H74V173H78ZM88 171V172H89ZM97 171V172H96ZM163 171V170H162ZM166 171V170H165ZM171 171V170H170ZM184 171H185V167H184ZM195 171V170H194ZM214 171V170H212ZM211 171V172H212ZM227 171V170H226ZM82 177H84V174L87 175V171L85 173V171H83L82 169ZM100 172V171H99ZM145 172H151L152 174H146ZM159 172L158 170L156 171V173ZM176 172V171H175ZM187 172V171H186ZM192 172V171H191ZM189 172L190 175H192V173L194 172ZM199 172V170H198ZM202 172V171H201ZM206 172V171H204ZM210 172V173H211ZM223 172V173H224ZM57 173V171H56ZM74 173L72 174V177H74ZM138 173V174H137ZM162 174V172H160ZM160 173H159V176H160ZM165 173V172H164ZM171 173V172H170ZM177 173V172H176ZM180 172H178V175H179ZM184 173V172H183ZM208 173V171H207ZM216 173V172H215ZM219 173V175H220ZM229 174V172H227ZM48 174V173H47ZM58 174V173H57ZM67 174V172H66ZM71 174V173H70ZM69 174V175H70ZM81 174V173H80ZM146 174V175H145ZM158 174V173H157ZM156 174V175H157ZM175 174V173H174ZM187 174V173H186ZM204 174V173H203ZM246 174V173H245ZM54 175V174H53ZM64 175V174H63ZM77 175V174H76ZM110 175V176H109ZM149 175V176H148ZM177 175V174H176ZM190 175H185V176H190ZM206 175V173H205ZM209 175V174H208ZM215 175V174H214ZM225 174H221L220 176H224ZM61 177V174L59 175ZM71 176V175H70ZM79 176V174H78ZM105 176H109V178H112L108 180L104 183L103 181H101L100 177H105ZM168 176V175H167ZM173 176V174H172ZM184 176V175H182ZM182 177V178H185L186 177ZM195 176V175H194ZM192 175V177H194ZM67 177H68V174H67ZM87 177V176H86ZM88 177H89V173H88ZM100 178L98 180H100V182H103L100 183L95 180L96 178ZM139 179L141 178V183L140 186L138 184H136V187L137 188V185L140 187L138 190H136L135 188H133V184L136 182L134 179L138 178ZM155 177V176H154ZM153 177V178H154ZM174 177V176H173ZM196 177V176H195ZM208 177H211V176H208ZM215 177V176H214ZM71 181H73V179H71V177H69ZM157 178V176H156ZM155 178L156 181H159ZM162 178V177H161ZM179 178V177H177ZM180 178H181V175H180ZM50 179V178H49ZM59 179V178H58ZM68 179V178H67ZM77 179V177H76ZM74 179V180H76ZM139 179L137 181H139ZM192 179V178H191ZM190 179V180H191ZM212 181H213V178L211 177ZM247 179V178H246ZM250 179V178H248ZM64 180V178H63ZM62 180V181H63ZM80 180V179H79ZM105 180H106V177H105ZM145 180V182L143 181ZM154 180V179H153ZM170 180V179H169ZM168 180V181H169ZM202 180V179H201ZM204 180H210V178L208 179H205ZM215 180V179H214ZM244 180V179H243ZM53 181V180H52ZM66 182H68L69 180H66ZM63 181V183L65 182ZM70 181V182H71ZM82 181V180H81ZM87 181L88 183H90L89 185L91 186V188L94 189V191H96L95 193L92 192V189H90L89 187H87ZM95 181V182H94ZM139 181V182H140ZM149 181V180H148ZM161 181V179H160ZM159 181V182H160ZM167 181V182H168ZM173 181V180H171ZM176 181V180H175ZM178 181V180H177ZM180 181V179H179ZM178 181V182H179ZM183 181V180H182ZM188 181V180H186ZM211 180L208 181V183H213L211 184L212 187L213 185L215 184V182L213 181L212 182ZM216 181V180H215ZM219 181V179H218ZM218 181H217V184H218ZM246 180H244L245 182ZM50 182V181H49ZM59 182V181H58ZM79 182V181H77ZM152 182V180H151ZM204 182V181H202ZM263 182V181H262ZM100 183V184H99ZM149 183V182H148ZM154 183V182H152ZM171 182H169L170 184ZM183 184L185 183L182 182ZM181 183V184H182ZM198 183V182H197ZM207 183V181H206ZM207 183V184H208ZM43 184V183H42ZM57 184V182H56ZM70 184V183H68ZM67 184V185H68ZM87 184V185H86ZM97 184L99 185H103V186H100L102 187L101 190L100 188H98ZM157 184V183H156ZM165 184V183H164ZM168 183L166 184L169 185ZM192 184V183H191ZM206 184V185H207ZM216 184V186H217ZM236 184V183H235ZM58 185V184H57ZM64 185V184H62ZM66 185V186H67ZM71 185V184H70ZM77 187H78V183H76ZM86 185V186H85ZM88 185V186H89ZM149 185V184H148ZM148 185L147 187L145 188H148ZM159 185L162 187V185L159 183ZM180 184H178L177 186H179ZM204 185V184H203ZM202 185V186H203ZM210 185V186H211ZM221 185H222V182H221ZM233 185V184H231ZM54 186V185H53ZM105 186V187H104ZM113 187L114 189L111 191L109 189V187ZM152 186V184H151ZM158 186V184H157ZM165 186V188H166ZM183 186V185H181ZM180 186V187H181ZM191 186V185H190ZM197 186V185H196ZM201 186V185H200ZM210 186H206V187H209ZM215 186V188H216ZM252 186V185H250ZM249 186V187H250ZM50 187V186H49ZM55 187V186H54ZM77 187H74V190L75 188L77 189ZM85 187V188H84ZM154 186H152L150 189L151 191L154 190L153 188ZM170 188V186H168ZM171 187H175L174 186V183H173V186L171 184ZM184 187V186H183ZM178 188L180 190H182V188ZM194 187V186H193ZM211 187V188H212ZM230 187V186H229ZM46 188V187H45ZM53 188V187H51ZM89 188L90 190L88 191ZM97 188L100 190H97ZM159 188V187H158ZM158 188L156 191H158ZM204 188V187H203ZM222 188V187H221ZM236 188V187H235ZM247 188V187H246ZM50 189V188H49ZM57 189V188H56ZM69 189V188H68ZM79 189V187H78ZM108 189L110 191H108ZM115 189H117L118 191H116ZM149 189V190H150ZM168 189V188H166ZM192 189V187L190 188ZM198 189V188H196ZM224 189V188H223ZM234 189V187H233ZM245 189V188H244ZM47 190V189H46ZM62 190V189H61ZM65 190V189H64ZM67 190V189H66ZM115 190V191H114ZM148 190V189H147ZM148 190V191H149ZM160 190V189H159ZM172 190V189H170ZM211 191H213V189H210ZM218 190V188H217ZM220 190V189H219ZM222 190V189H221ZM236 190V189H235ZM252 190V189H251ZM45 191V189L43 190ZM70 192V190H68ZM76 191V190H75ZM74 191V192H75ZM99 191V192H98ZM106 191V192H105ZM114 191V192H113ZM162 191L164 192V189H162ZM184 191V189H183ZM181 191V193L183 192ZM187 188H186V192H187ZM193 191V190H192ZM205 191V190H204ZM203 191V192H204ZM253 191V190H252ZM159 192V191H158ZM157 192V193H158ZM161 192V191H160ZM159 192V193H160ZM178 192V190H177ZM189 192V191H188ZM191 192V191H190ZM189 192V193H190ZM202 192V191H201ZM207 192V191H206ZM203 193V194H206ZM233 192V191H232ZM254 192V191H253ZM44 193V192H43ZM48 193V192H46ZM72 193V191H71ZM117 193H119L117 195ZM149 193V192H148ZM162 193V192H161ZM194 193V191H193ZM196 193V191H195ZM67 194V193H66ZM95 194V195H94ZM153 194V192H152ZM151 194V195H152ZM197 194V193H196ZM210 197L213 198V196L209 193H208ZM217 194V192H216ZM216 194H213V195H216ZM219 194V193H218ZM218 194H217V197L214 196L213 199L215 198H218ZM222 194V193H221ZM220 194V195H221ZM94 195V196H93ZM164 195V193H163ZM161 195V196H163ZM198 195L200 196L199 192H198ZM235 195V193H234ZM233 195V196H234ZM52 196V195H51ZM60 196V195H59ZM65 196V195H64ZM192 197V195H190ZM223 196V195H222ZM49 197V196H48ZM61 197L63 198L62 194H61ZM69 197V196H68ZM72 197H69V198H72ZM158 197V196H157ZM201 197V196H200ZM199 197V198H200ZM207 195H205V197H203L206 201V199H210V197L206 198ZM220 197V196H219ZM232 197V196H230ZM54 198V197H53ZM65 198V197H64ZM76 198V199H75ZM95 198V199H94ZM148 198H151V196ZM170 198V199H169ZM194 198V197H193ZM192 198V199H193ZM198 198V197H197ZM206 198V199H205ZM211 198V199H212ZM68 199V198H66ZM169 199V200H168ZM225 199V197H224ZM229 199V198H227ZM253 199V197H252ZM199 200V199H198ZM232 200V199H231ZM230 200V201H231ZM48 201V200H47ZM53 201V200H52ZM70 201V200H69ZM72 201V200H71ZM189 201V200H188ZM208 201V200H207ZM224 201V200H223ZM229 201V200H228ZM253 201L255 203H253ZM249 205L252 204L251 207H241L243 208V213H246V216L247 215H250V216H253L254 214H259L257 216V218H255V220H253V229H250L251 228V225L249 223V227H243L245 229H239V226H240V223L238 221H231L230 222H226L227 220V217L229 219L232 218V216H234V212L233 213H228L226 216L224 215V219L223 221H220L219 224L217 225V227L214 226L213 228V232H211V234H209V236L213 239V241L209 239V242L207 241L206 242V253H207V256L210 255L212 261H210V257H209V261H207L206 263V260L207 258H205V263L206 264H264V216L261 217V210H263L264 208V194L262 196V198H258L255 200H253ZM55 202V201H54ZM153 202V200H152ZM162 202V204H161ZM191 202V201H190ZM202 204L204 203L203 201H201ZM213 202H216L217 201H213ZM213 202H209V208L208 209H211L212 207H210V203H213ZM233 202V201H232ZM47 203V202H46ZM44 203V204H46ZM60 203V202H59ZM158 203L160 205H158ZM188 203V202H187ZM197 203V202H196ZM200 204V202H198ZM214 203V204H216ZM220 203V202H219ZM216 205V208L218 206V204ZM222 203V202H221ZM48 204V203H47ZM65 204V203H64ZM155 204V203H153ZM191 204H193L191 202ZM206 204V205H208ZM213 204V205H214ZM248 204V203H247ZM246 204V205H247ZM51 205V204H50ZM212 205V206H213ZM191 206V205H190ZM189 206V207H190ZM193 206V205H192ZM237 205H235L236 207ZM198 207V206H197ZM200 207V206H199ZM205 206H203L204 208ZM196 208V207H195ZM202 208V207H201ZM206 208V207H205ZM226 208V207H225ZM224 208V209H225ZM234 208V207H233ZM240 208V209H241ZM55 209V208H54ZM183 209V208H182ZM189 209V208H188ZM194 209V208H193ZM192 209V210H193ZM197 209V208H196ZM199 209V208H198ZM231 209V208H230ZM212 210H216L213 209ZM211 210V211H212ZM229 210V209H228ZM227 210V211H228ZM184 211V210H183ZM188 211V210H187ZM195 211V210H193ZM202 210H200L201 212ZM210 211V210H208ZM238 211V209H237ZM185 212V211H184ZM184 212H183V215H184ZM205 212V210H204ZM204 212H202L204 214ZM215 212V211H214ZM264 212V211H263ZM59 213V212H58ZM66 213V212H65ZM182 214V210L180 212ZM192 213V212H191ZM190 213V214H191ZM199 213V211H198ZM207 213V212H205ZM209 213V212H208ZM213 213V212H211ZM46 214V213H45ZM189 214V213H188ZM210 214V213H209ZM209 214L207 216H209ZM263 214V213H262ZM53 215V214H52ZM51 215V216H52ZM182 215V216H183ZM197 216L202 217L201 214H196ZM211 215V214H210ZM220 215V214H218ZM237 215V213H235V216ZM173 216V215H172ZM171 216V217H172ZM189 216V215H187ZM197 216L195 217L194 215V219L197 218ZM205 216V214H204ZM203 216V217H204ZM205 217V218H202V219H206L208 217ZM55 217V216H54ZM166 217V218H165ZM178 217V216H177ZM175 216V219L177 218ZM184 217V216H183ZM192 217V216H191ZM190 217V218H191ZM212 217V216H211ZM215 217V216H214ZM217 217V216H216ZM215 217V218H216ZM219 217V216H218ZM53 218V217H52ZM189 218V217H188ZM193 218V217H192ZM210 218V217H209ZM208 218V220H209ZM213 218V219H215ZM244 218V217H243ZM58 219V218H57ZM166 219V220H165ZM183 219V218H182ZM226 219V220H225ZM62 220V219H61ZM165 220V221H164ZM177 220V219H176ZM201 218L199 219V222L197 223H201ZM19 222V221H18ZM17 222V223H18ZM67 222V221H66ZM161 224L162 227H158V224ZM172 222V221H171ZM179 222V221H178ZM188 221H186L187 223ZM190 222V221H189ZM192 222H196V221H193L192 219ZM207 222V221H206ZM212 222H214L212 220ZM248 222V220H247ZM250 222V221H249ZM168 223V221L166 222V224ZM211 223V222H210ZM215 223V222H214ZM14 224V223H13ZM179 224V223H178ZM196 224V223H195ZM203 224V223H201ZM200 224V225H201ZM246 224V223H245ZM6 225V224H5ZM189 225V224H188ZM194 225V224H193ZM172 226V225H171ZM183 226V225H182ZM199 226V225H197ZM165 227V231L167 233H164L163 232V228ZM174 227V226H172ZM177 227H180L177 226ZM186 227V225L184 226ZM210 227V226H209ZM17 228V227H16ZM59 228V227H58ZM158 228V229H156ZM175 228V227H174ZM181 228V227H180ZM187 228V227H186ZM207 228V227H206ZM167 229V230H166ZM171 229V228H170ZM176 229V228H175ZM175 229H171V233L175 232ZM179 229V228H178ZM196 229V228H195ZM56 230V229H55ZM182 230V229H181ZM189 230V228H188ZM97 231V234H94V232ZM156 231V232H155ZM180 231V230H179ZM185 231V230H184ZM184 234H186L187 232H184ZM187 231V230H186ZM198 231V230H197ZM14 232V231H13ZM65 232V231H64ZM69 232V233H70ZM176 232H178V230H176ZM181 232V231H180ZM67 233V232H66ZM201 233V232H200ZM209 233V232H208ZM5 234V233H4ZM166 234V235H164ZM177 234V233H176ZM183 234V235H184ZM188 234L189 231H188ZM192 234H194L192 232ZM196 234V233H195ZM234 234H236V236H243L244 235V240L242 242L240 241H235V236ZM66 235V234H65ZM182 235V234H181ZM182 235V236H183ZM203 235V234H202ZM207 235V234H206ZM69 236V237H71ZM171 236V235H170ZM175 236V235H174ZM177 236V235H176ZM179 233H178V237H179ZM189 235H186V237H188ZM208 236V235H207ZM208 236V237H209ZM66 237V236H65ZM173 238V236H171ZM170 237V238H171ZM184 237V236H183ZM185 237V238H186ZM195 237V235H194ZM199 235L196 237L198 238ZM204 237V236H203ZM85 237L81 238L79 241L77 240L76 242H78V245L81 244V243H86L83 239ZM201 238V237H199ZM70 239V238H69ZM189 239V237H188ZM207 239V240H208ZM10 240V239H9ZM68 240V239H67ZM177 240V239H176ZM190 240V239H189ZM189 240L187 241V239L185 241L189 242ZM194 240V239H193ZM203 240V239H202ZM206 240V238H205ZM71 241V240H70ZM182 241V240H181ZM68 242V241H67ZM66 242V243H67ZM176 242V241H175ZM179 241H177L178 243ZM212 245H211V244ZM65 244V243H64ZM68 244V243H67ZM180 244H183L182 242ZM70 245V243H69ZM76 245V244H75ZM184 246L188 245V244H183ZM191 245V244H190ZM7 246V245H6ZM13 246V245H12ZM63 246V245H62ZM72 246V244L70 245ZM167 246V247H166ZM175 246V244H174ZM205 246V245H203ZM251 246H252V249H251ZM61 247V246H60ZM66 247V246H65ZM75 246L67 249V253H68V256H70V254L74 253L75 250L77 249H74ZM122 247H124L122 249ZM63 248V247H62ZM68 248V247H67ZM172 248V247H171ZM187 248V247H186ZM61 249V248H59ZM58 249V250H59ZM174 247L171 249L173 250ZM64 251H66L65 249H63ZM63 251V252H64ZM249 253H248V252ZM90 252V254H91ZM204 252V250H203ZM204 252V253H205ZM59 254V253H58ZM61 254V253H60ZM77 254V253H76ZM203 255V254H202ZM201 255V256H202ZM64 256V255H63ZM116 256V255H115ZM200 256V257H201ZM117 257V256H116ZM114 257V259L116 258ZM198 256V258H200ZM64 258V257H63ZM68 258V257H67ZM87 258H91V257H87ZM203 258V257H202ZM94 260V257L92 258ZM117 259V258H116ZM64 260V259H63ZM68 260V259H67ZM81 260V259H80ZM83 261V260H82ZM116 261V260H115ZM84 263V262H83ZM90 263V262H89ZM120 263V262H119ZM82 264V263H80Z\"/></svg>",
	"mask_w": 264,
	"mask_h": 264
}]
</instances>
